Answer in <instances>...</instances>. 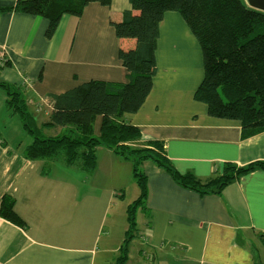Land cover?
Masks as SVG:
<instances>
[{
	"label": "crops",
	"instance_id": "obj_1",
	"mask_svg": "<svg viewBox=\"0 0 264 264\" xmlns=\"http://www.w3.org/2000/svg\"><path fill=\"white\" fill-rule=\"evenodd\" d=\"M17 1L0 0V9ZM128 9V0L91 3L77 18L64 15L51 39L45 37L44 18L0 12V55L9 63L0 69V81L22 87L34 113L38 102L35 116L45 119L49 94L92 80L125 82L118 51L121 44L134 46L137 27H128L120 41L112 23ZM169 14L160 31L165 20L181 19ZM181 25L177 53L186 40L192 57L178 56L175 65L162 68L159 34L152 90L124 121L138 127L143 140L161 141L178 173L191 172L201 181L221 175L226 162L244 167L264 160V132L244 139L239 122L210 117L206 105L194 99L203 78L202 52ZM5 95L0 88V115L6 111ZM13 117L20 134L22 124ZM95 122L97 128L100 118ZM1 136L0 127V202L4 195L14 200L24 227L0 218V264H116L130 230L128 207L140 194L132 164L99 148L90 174L64 166L62 159L45 173L43 161L25 158L31 140L22 150L12 137ZM140 170L146 177L145 201L133 212L135 230L127 236L123 264H264L263 171L219 193L199 194L177 185L149 160Z\"/></svg>",
	"mask_w": 264,
	"mask_h": 264
},
{
	"label": "trees",
	"instance_id": "obj_2",
	"mask_svg": "<svg viewBox=\"0 0 264 264\" xmlns=\"http://www.w3.org/2000/svg\"><path fill=\"white\" fill-rule=\"evenodd\" d=\"M91 3L109 6L110 0H18L13 7L0 9L39 16L47 20L45 37L51 39L64 15L79 17ZM130 9L112 23L121 41L128 27H137L135 44H121L118 58L126 71L123 83L92 80L59 94H49L51 110L40 123L29 107L22 87L0 81L5 92V107L17 116L31 138L25 147L27 160L43 161V171L62 159L64 166L76 167L85 174L96 168L99 148L111 151L132 164L133 179L140 194L128 207L130 230H135L133 212L145 201L146 177L141 172L144 161H151L167 172L173 181L199 194L219 193L226 185L255 171L264 172V160L239 167L223 164L219 176L201 181L193 173H178L168 160L161 141L142 139L138 127L126 123L124 116L135 114L152 90L157 73L156 47L159 27L166 13L177 14L198 41L203 78L194 99L204 103L210 117L237 121L242 138L264 132V13L247 7L242 0H128ZM7 60L0 69L8 66ZM41 79V75L39 80ZM100 118L96 128L95 119ZM96 129L98 134H95ZM46 130H53L47 135ZM14 200L4 195L0 218L20 227L24 222L13 210ZM133 209V210H132ZM116 264L126 258V243Z\"/></svg>",
	"mask_w": 264,
	"mask_h": 264
},
{
	"label": "rangeland",
	"instance_id": "obj_3",
	"mask_svg": "<svg viewBox=\"0 0 264 264\" xmlns=\"http://www.w3.org/2000/svg\"><path fill=\"white\" fill-rule=\"evenodd\" d=\"M174 14L175 13H172L169 15L174 16ZM165 16H164V18H165ZM181 22H182L181 19H172V20L167 19L162 24V31H160V29H159V34H160L159 57L161 60L160 66L162 68L175 65L174 63L177 62L178 56L192 57V55L188 54V50H192V47L186 43V40L182 41L183 51L180 54L177 53V46H178L177 42H179V40L182 36V33H183ZM158 39H159V37H158ZM196 42H198V41L196 40ZM157 43H158V41H157ZM172 87L173 86H169L168 88L170 89ZM44 119H45V116H43L42 114L36 115V120L38 123H40ZM13 122H15V124L18 125L17 122H19V121L16 117H13L10 114V112H8L7 110L0 115V123H1L0 127H1V133L3 135V136H1V138L4 137L5 139L8 140V139H10L9 137H12L13 145H15V147L23 150L24 147L27 144H29L31 139L26 134L25 131L21 130V128H20V134H16V128L13 125ZM45 133L47 135H51V134L53 135V130H46ZM59 162H60V160L58 161V163ZM128 197L131 199H134V195L131 193V191H128ZM135 199L133 201H135Z\"/></svg>",
	"mask_w": 264,
	"mask_h": 264
},
{
	"label": "water",
	"instance_id": "obj_4",
	"mask_svg": "<svg viewBox=\"0 0 264 264\" xmlns=\"http://www.w3.org/2000/svg\"><path fill=\"white\" fill-rule=\"evenodd\" d=\"M246 2L250 8L264 13V0H246Z\"/></svg>",
	"mask_w": 264,
	"mask_h": 264
},
{
	"label": "built area",
	"instance_id": "obj_5",
	"mask_svg": "<svg viewBox=\"0 0 264 264\" xmlns=\"http://www.w3.org/2000/svg\"><path fill=\"white\" fill-rule=\"evenodd\" d=\"M5 61V57L3 55H0V64H3Z\"/></svg>",
	"mask_w": 264,
	"mask_h": 264
}]
</instances>
